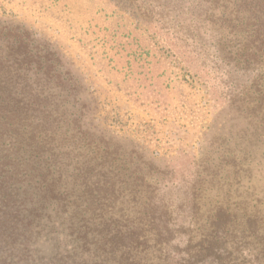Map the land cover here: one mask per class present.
<instances>
[{"label":"rangeland","instance_id":"1","mask_svg":"<svg viewBox=\"0 0 264 264\" xmlns=\"http://www.w3.org/2000/svg\"><path fill=\"white\" fill-rule=\"evenodd\" d=\"M0 104V264H53L86 205L149 219L169 264L214 234L204 264L264 263L262 10L0 0Z\"/></svg>","mask_w":264,"mask_h":264},{"label":"trees","instance_id":"2","mask_svg":"<svg viewBox=\"0 0 264 264\" xmlns=\"http://www.w3.org/2000/svg\"><path fill=\"white\" fill-rule=\"evenodd\" d=\"M241 4L254 6L264 13V0H241ZM16 51L13 53L14 60L19 53ZM2 107L0 104V109ZM256 117L259 129L264 132V112ZM243 158L247 159L246 156ZM214 176V173L211 174V182ZM144 189L148 191L150 188L145 186ZM68 207L67 204L57 205V209L62 210ZM104 207L107 208L105 205H86L83 208L76 206L79 215L61 221L60 225H64L61 229L63 233L57 236L56 246H61L62 251L53 255V264H169L165 246L167 237L162 232L150 231V227L146 226L149 219L135 216L128 220L116 214L112 208L106 210ZM40 210L42 213L43 208ZM117 213H121V210H117ZM228 217L224 212L215 216L214 226H221L229 220ZM218 239L217 234L196 238L191 245L188 263L204 264L208 260H214L217 255L221 256L219 246L214 242ZM262 240L264 241V236ZM254 255L259 263L264 262V245Z\"/></svg>","mask_w":264,"mask_h":264}]
</instances>
